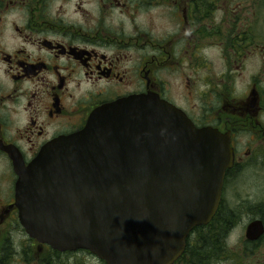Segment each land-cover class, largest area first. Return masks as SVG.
Segmentation results:
<instances>
[{
  "label": "flooded vegetation",
  "instance_id": "1",
  "mask_svg": "<svg viewBox=\"0 0 264 264\" xmlns=\"http://www.w3.org/2000/svg\"><path fill=\"white\" fill-rule=\"evenodd\" d=\"M248 70L241 93L237 81ZM143 95L230 137L235 162L225 190L252 164L253 137L264 142V0H0V264H93L75 258L86 252L62 254L36 241L7 251L4 232L23 230L15 164L29 167L101 107ZM198 228L174 264H239L232 228L224 242L213 240L219 227ZM258 241L247 239L243 256L264 250ZM259 254L241 264H263Z\"/></svg>",
  "mask_w": 264,
  "mask_h": 264
},
{
  "label": "water",
  "instance_id": "2",
  "mask_svg": "<svg viewBox=\"0 0 264 264\" xmlns=\"http://www.w3.org/2000/svg\"><path fill=\"white\" fill-rule=\"evenodd\" d=\"M234 162L229 136L198 129L158 96H133L98 109L29 167L16 161L15 207L27 236L57 252L174 264L216 217ZM263 235L261 221L248 226V240Z\"/></svg>",
  "mask_w": 264,
  "mask_h": 264
},
{
  "label": "rangeland",
  "instance_id": "3",
  "mask_svg": "<svg viewBox=\"0 0 264 264\" xmlns=\"http://www.w3.org/2000/svg\"><path fill=\"white\" fill-rule=\"evenodd\" d=\"M217 53L216 50H213L210 54L215 57L217 56ZM220 68L221 63L218 62V69ZM249 75L250 71L248 70L244 76L238 78L237 87L239 92L244 93L246 91L249 82ZM253 139L255 140V143L253 144L254 159L252 158L249 162L252 164L236 172L232 179L228 181L223 194L224 203L221 208L224 214L227 213L239 216L237 218L235 216V224L232 226V234L228 240L232 249H235L233 247H237L238 249L239 260L237 263L239 264H241V259L243 258L247 260L254 258L255 256H259L260 258L259 253L264 254L263 249L261 250L260 248H257L253 249L254 252L249 253L248 256H246V254L243 256V249L245 248V242L247 241L248 226L252 223V217L258 214V211L261 210V207L259 206L264 203V160H262V155L264 154V142L259 136H254ZM242 140L245 144L251 141V137L247 136ZM227 221L231 222L230 220ZM9 232L10 231L4 232L2 240L11 246H14L17 253L24 247L31 246L32 240L22 229H18V231L12 233ZM16 257H22V254H17ZM75 258L82 259V261H84L83 259H90L88 261L93 262V264H101L102 262L97 261V258L89 253H81Z\"/></svg>",
  "mask_w": 264,
  "mask_h": 264
},
{
  "label": "trees",
  "instance_id": "4",
  "mask_svg": "<svg viewBox=\"0 0 264 264\" xmlns=\"http://www.w3.org/2000/svg\"><path fill=\"white\" fill-rule=\"evenodd\" d=\"M259 207H261V205ZM221 210L218 212L217 218L214 219L209 225H207V226H217V227H219V229L218 230H215L214 232L215 233H218V237H220V236L221 237L220 238L213 239V240H217L215 242H221V241L224 242L225 241V233L232 228V226H233V224H235L234 222H235V220L237 218V217L235 218V216L232 215V214L231 215L230 214H227V213L224 214ZM258 212L259 213L256 214V216H263L264 217V211H263V209H261ZM227 220H230L231 222H228ZM196 232H200V229L199 228L196 229ZM209 240H211V239H206V240H203V241H209ZM258 242H261V243L264 244V235L262 236V238ZM6 247L9 248V250H7V249L6 250L12 253L13 246H11V245L8 244ZM209 253L210 252L208 251V254Z\"/></svg>",
  "mask_w": 264,
  "mask_h": 264
}]
</instances>
